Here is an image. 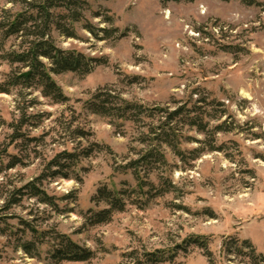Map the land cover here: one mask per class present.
Returning <instances> with one entry per match:
<instances>
[{"label": "rangeland", "instance_id": "obj_1", "mask_svg": "<svg viewBox=\"0 0 264 264\" xmlns=\"http://www.w3.org/2000/svg\"><path fill=\"white\" fill-rule=\"evenodd\" d=\"M86 1L87 23L117 32L106 39L98 32L96 38L79 22L74 38L55 31L53 38L62 49L104 63L84 76L53 75L68 98L64 104L32 93L35 102L27 114L37 116L36 124L24 126L23 138L14 142L9 125L19 119L18 98L0 93V264H123V253L132 249H173L193 236L207 239L213 264H248L222 249L229 238L248 240L264 255V0H253L256 5L240 0ZM106 16L112 17L111 25L104 22ZM8 71L0 62V82ZM105 87L148 108L186 105L220 115L206 118L207 131L219 124L225 130L208 136L182 129L189 138L180 145L185 161L164 146L168 170L149 173L154 186L146 188L145 201L127 200L108 223L89 225L88 210L105 208L92 201L98 188L135 187L131 171L122 167L138 156L143 145L137 139L145 131L141 124L87 109L93 94ZM77 128L87 136L76 138L72 132ZM83 148L90 155L80 158L67 177L45 178L38 185L54 206L23 190L20 201L5 210L11 194L44 174L55 155ZM11 157L19 163L8 168ZM161 177L170 183L168 191H160ZM57 235L90 250L92 258L56 263ZM26 243L33 244L28 252ZM205 252L189 245L176 252L174 263L210 264Z\"/></svg>", "mask_w": 264, "mask_h": 264}, {"label": "trees", "instance_id": "obj_2", "mask_svg": "<svg viewBox=\"0 0 264 264\" xmlns=\"http://www.w3.org/2000/svg\"><path fill=\"white\" fill-rule=\"evenodd\" d=\"M163 1L191 2L192 0ZM240 1L246 5L258 4L253 0ZM88 9L89 4L86 0H0V62L6 63L9 67V71L0 82V93L14 94L18 98L16 110L19 113V119L9 125L12 129L11 142L23 138L21 129L24 126L36 124L37 116L27 114V109L35 102V97L29 98L32 93H39L52 104H64L68 101L54 81L53 75L71 72L84 76L104 63L102 59L86 57L80 52L62 49L56 45L53 38L54 31L62 37L74 38V24L79 22H84V28L96 38H99L98 32L104 34L102 37L104 39L117 32L116 29L94 28L87 23L84 12ZM98 16L99 13H94V17ZM104 22L111 25L112 17L106 16ZM112 92L107 87L98 89L85 106L91 113L102 117L143 125L145 131L140 132L137 139L143 148L138 151L136 158L129 160L122 167L124 171H131L136 180L135 187L117 191L108 189L106 186L98 188L92 201H95V204L104 203L105 208L88 210L84 218L89 225L108 223L115 212H122L125 209L127 200L145 201L143 198H146L148 193L146 188L151 189L154 186L148 178L149 173L159 168H163V172L168 170V163L163 153L164 146L180 160L185 161V153L180 145L189 138L185 139L182 129L195 128L197 132L206 133L208 136L225 130L219 124L211 131H207L206 118L217 120L220 115H210L201 109H195L194 112L186 105L148 108L136 102L126 101ZM199 102L204 103L205 99ZM173 103L176 104V102ZM222 112L219 111V114ZM143 118L156 121L147 124L142 122ZM72 133L76 138L83 139L87 136V133L78 128ZM213 148L211 147V150H214ZM90 153L89 148H83L78 152L64 150L55 155L46 164L44 174L11 194L5 203V210L20 201V197L24 194L23 190H26L27 196L36 198L39 203L54 206L53 198L39 188L40 182L45 178L67 177V172L76 166L79 159L88 157ZM196 158L197 155L192 160ZM18 163L17 157H11L8 168ZM159 179L160 191H168L170 183L162 177ZM165 186L167 189H162ZM31 230L35 234L36 231ZM54 239L57 243L54 245L52 257L56 263L85 262L93 256L90 250L78 246L65 235H57ZM207 242L204 237L193 236L173 249L154 251L132 249L123 253L125 259L123 264H176L174 263L176 252L179 249L186 250L189 245L206 249L205 255L210 264H213L212 255L206 247ZM32 246L33 244L26 243L23 249L28 252ZM222 249L228 254L241 258L242 263V260L246 259L248 264H264V255L256 253L248 240L229 238L223 242Z\"/></svg>", "mask_w": 264, "mask_h": 264}]
</instances>
